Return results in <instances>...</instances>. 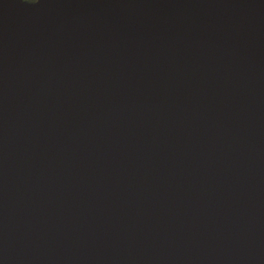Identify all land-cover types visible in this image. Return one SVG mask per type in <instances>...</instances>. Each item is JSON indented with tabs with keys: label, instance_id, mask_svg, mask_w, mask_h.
<instances>
[{
	"label": "water",
	"instance_id": "water-1",
	"mask_svg": "<svg viewBox=\"0 0 264 264\" xmlns=\"http://www.w3.org/2000/svg\"><path fill=\"white\" fill-rule=\"evenodd\" d=\"M0 264H264V0H0Z\"/></svg>",
	"mask_w": 264,
	"mask_h": 264
},
{
	"label": "clouds",
	"instance_id": "clouds-1",
	"mask_svg": "<svg viewBox=\"0 0 264 264\" xmlns=\"http://www.w3.org/2000/svg\"><path fill=\"white\" fill-rule=\"evenodd\" d=\"M26 2H29V3H36L37 0H26Z\"/></svg>",
	"mask_w": 264,
	"mask_h": 264
},
{
	"label": "flooded vegetation",
	"instance_id": "flooded-vegetation-1",
	"mask_svg": "<svg viewBox=\"0 0 264 264\" xmlns=\"http://www.w3.org/2000/svg\"><path fill=\"white\" fill-rule=\"evenodd\" d=\"M26 1V0H25Z\"/></svg>",
	"mask_w": 264,
	"mask_h": 264
}]
</instances>
